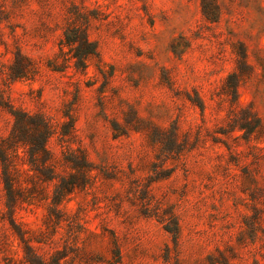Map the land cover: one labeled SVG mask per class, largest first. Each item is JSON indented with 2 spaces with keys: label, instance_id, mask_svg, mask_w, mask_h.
<instances>
[{
  "label": "rangeland",
  "instance_id": "374dc122",
  "mask_svg": "<svg viewBox=\"0 0 264 264\" xmlns=\"http://www.w3.org/2000/svg\"><path fill=\"white\" fill-rule=\"evenodd\" d=\"M0 264H264V0H0Z\"/></svg>",
  "mask_w": 264,
  "mask_h": 264
},
{
  "label": "trees",
  "instance_id": "16d2710c",
  "mask_svg": "<svg viewBox=\"0 0 264 264\" xmlns=\"http://www.w3.org/2000/svg\"><path fill=\"white\" fill-rule=\"evenodd\" d=\"M68 42L76 41L77 38L80 39V44L77 46V49L75 50V56L78 57L80 64L85 65L86 58L91 53L96 52L95 45L90 41V39L86 36V34L78 29L73 28L69 33H66ZM71 44V43H70ZM29 119L31 117H28ZM44 127V139L48 137V134L50 132L49 128L47 127V124L45 122L40 123ZM42 148H44V145H42ZM10 181H7V184H9Z\"/></svg>",
  "mask_w": 264,
  "mask_h": 264
}]
</instances>
